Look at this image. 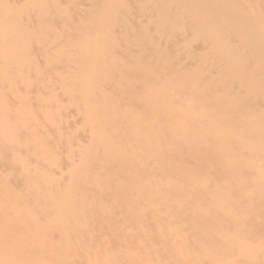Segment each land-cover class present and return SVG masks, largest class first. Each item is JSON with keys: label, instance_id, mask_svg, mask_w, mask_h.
Here are the masks:
<instances>
[{"label": "bare ground", "instance_id": "bare-ground-1", "mask_svg": "<svg viewBox=\"0 0 264 264\" xmlns=\"http://www.w3.org/2000/svg\"><path fill=\"white\" fill-rule=\"evenodd\" d=\"M0 264H264V0H0Z\"/></svg>", "mask_w": 264, "mask_h": 264}]
</instances>
